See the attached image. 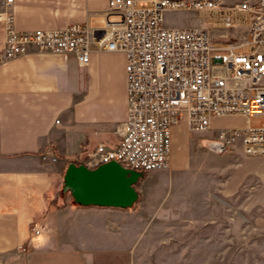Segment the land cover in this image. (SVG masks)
I'll return each mask as SVG.
<instances>
[{
  "label": "crops",
  "instance_id": "1",
  "mask_svg": "<svg viewBox=\"0 0 264 264\" xmlns=\"http://www.w3.org/2000/svg\"><path fill=\"white\" fill-rule=\"evenodd\" d=\"M5 1L0 12L7 5L18 31L85 23L93 39L87 66L73 54L34 46L0 65V264H219L222 221L227 256L235 257L231 244L239 240L238 250L255 257L252 264H264V158L229 153L212 139L214 129L244 128L250 118H216L205 133L190 132L180 121L172 129L169 167L138 179L134 207L77 197L69 168L84 165L101 143L115 147V129L127 113L125 55L96 49L107 20L116 16L108 13L109 0ZM171 11L180 10L164 11V26L181 28L166 25ZM5 35L0 21V48ZM235 119L245 123L230 124ZM191 134L219 148L201 152ZM182 139L184 156L176 153ZM186 145L193 149L189 155ZM30 222L47 231L31 234Z\"/></svg>",
  "mask_w": 264,
  "mask_h": 264
},
{
  "label": "built area",
  "instance_id": "2",
  "mask_svg": "<svg viewBox=\"0 0 264 264\" xmlns=\"http://www.w3.org/2000/svg\"><path fill=\"white\" fill-rule=\"evenodd\" d=\"M6 7L0 12L6 34L0 65L27 53L30 46L45 53H70L79 65L89 64L93 33L87 24L18 31ZM166 10L219 11L224 33L218 40L205 26L167 28ZM108 13L116 19L107 20L96 49L125 55L127 113L114 132L117 145H97L87 153L86 167L116 163L139 179L169 167L172 129L180 121H186L190 132L205 133L216 118L264 117V0L232 6L222 0H109ZM230 13L246 23L245 34L228 36L230 30H242ZM214 131L212 139L224 151L239 149L264 158V122ZM29 231L37 236L47 227L30 222Z\"/></svg>",
  "mask_w": 264,
  "mask_h": 264
},
{
  "label": "rangeland",
  "instance_id": "3",
  "mask_svg": "<svg viewBox=\"0 0 264 264\" xmlns=\"http://www.w3.org/2000/svg\"><path fill=\"white\" fill-rule=\"evenodd\" d=\"M222 1L224 4H226L228 6H232L236 3L241 2V0H222ZM230 15H231L232 21L234 23H237L238 26L242 25L241 26L242 30H230L228 32L229 33L228 36H230V34H232V33L245 34L246 23H244V21H242L236 13H230ZM185 21H188L189 23L196 22L199 24V26H205L207 29H209L215 35V37L218 40H220L219 35L221 33H224V31H223V29H224L223 15L219 11L195 12L193 10H188V11L187 10H180L177 13H174L173 11L165 13L166 25H172L175 27H185V25L182 24V23H185ZM218 122H220V121H218ZM229 122H230V124H233V125H241V124L245 123L243 120H240V119L231 120ZM263 122H264V117H253V118H250V120H249V122H247V124L252 125V126H257V125L262 124ZM189 139L191 142L196 143L197 149L201 150V152H202V150H209L207 152L210 153L209 148H213V149L217 150L218 146L210 143L209 141L211 140V138L206 137L205 135L200 136V134H191L189 136ZM182 141H183V139L181 140V142L179 141L178 143H176V153H177V155L184 156L183 152H181V150L184 149L182 146ZM186 150L187 151H185L184 153H186V155L187 154L189 155L190 153H192L191 151L193 149L190 148V146H187ZM233 151L234 150H231L229 153H234ZM203 156H205L206 158H204ZM203 156H201V158L209 160L208 162H212V159L209 155L207 157L205 154H203ZM132 187H133V191L135 194H134V198L131 201H129V202H131L129 208L134 207L138 201V193L136 191L137 182ZM73 194H74V192H73ZM64 195L65 194L63 192L61 198ZM71 198H73V196H71ZM217 214H218L217 215L218 218H221V219L227 218V216H228V212H226V211L225 212L224 211L223 212L217 211ZM222 223H223V221H222ZM222 223H221V226L219 227V232H218L221 235V241H220L221 257L219 260V264H252L254 262V260H256L255 257L252 256L250 251L243 252L242 250H238V249H242V247H239V242H238L239 240L236 241L235 245L231 244L232 246L236 247L235 257H228L227 256L228 251H227V242L225 241V237H227V235L229 233L227 232V230H224ZM236 230H237L236 234L241 233V232H238V230H239L238 227L236 228ZM208 232H211V231H208ZM253 249L254 248H252V250Z\"/></svg>",
  "mask_w": 264,
  "mask_h": 264
},
{
  "label": "water",
  "instance_id": "4",
  "mask_svg": "<svg viewBox=\"0 0 264 264\" xmlns=\"http://www.w3.org/2000/svg\"><path fill=\"white\" fill-rule=\"evenodd\" d=\"M68 176L73 180L74 195L91 201L102 197L131 201L134 198L132 186L138 180L137 175L116 163L101 165L96 169H89L85 165L71 166Z\"/></svg>",
  "mask_w": 264,
  "mask_h": 264
},
{
  "label": "trees",
  "instance_id": "5",
  "mask_svg": "<svg viewBox=\"0 0 264 264\" xmlns=\"http://www.w3.org/2000/svg\"><path fill=\"white\" fill-rule=\"evenodd\" d=\"M76 165L79 166V165H81V163H77Z\"/></svg>",
  "mask_w": 264,
  "mask_h": 264
}]
</instances>
